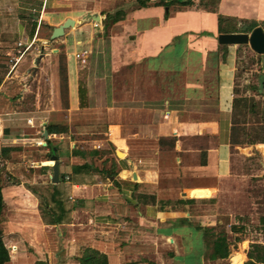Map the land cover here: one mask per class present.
Instances as JSON below:
<instances>
[{
  "label": "crops",
  "instance_id": "1",
  "mask_svg": "<svg viewBox=\"0 0 264 264\" xmlns=\"http://www.w3.org/2000/svg\"><path fill=\"white\" fill-rule=\"evenodd\" d=\"M7 1L21 0H0L2 50L18 40H41L44 48L47 41L37 32L42 22L53 28L72 18L76 27L65 61L64 105L57 63L47 76L52 95L44 100L39 87L26 83V104L23 96L9 97L12 75L0 83V166L18 178L2 194L13 209H27L4 226L5 264H79L86 247L106 254L108 264H172L181 257L183 264H205L202 234L187 223L193 224L194 204L179 200L215 199L233 175L237 153L250 156L262 147L264 162V142H250L241 120L247 96L256 95L235 88V50L249 45L221 47L219 17L236 19L237 27L246 21L262 26L264 0H216L209 8L199 0H40L31 9L35 15L15 14V26L2 10ZM119 9L123 18L104 28L106 13ZM55 41L71 46L66 36ZM83 51L91 61L87 106L80 107L75 54ZM32 62L35 79L45 66ZM47 126L67 129L48 133ZM52 155L57 182L51 181ZM40 184L47 196L36 188ZM54 188L64 202L58 223L48 215V208L60 210L51 200ZM225 231L230 241L232 231ZM262 240L232 245L229 264L233 257L243 264L250 243Z\"/></svg>",
  "mask_w": 264,
  "mask_h": 264
},
{
  "label": "rangeland",
  "instance_id": "2",
  "mask_svg": "<svg viewBox=\"0 0 264 264\" xmlns=\"http://www.w3.org/2000/svg\"><path fill=\"white\" fill-rule=\"evenodd\" d=\"M39 4L40 0H21L18 3L7 1L4 3V6H2V10L6 11L8 17H12L9 20L15 26L17 22L15 14L17 15L21 12L23 17L28 14L35 15L36 12H32L31 9H38ZM59 17H61V14ZM75 27L76 26L74 25L66 28L67 31H71L68 36L63 34L60 37L54 38V40H50L49 35L52 32V28L46 26L44 22L40 24V28L37 31L38 37L45 39L47 45L44 48H41L39 44L41 40H36L34 46L24 54L15 71L9 75L14 77L8 80L10 88H8L6 93H8L9 97L12 96L13 99L16 100V96H23L21 101L26 104L29 100L30 93L28 92L25 94V92L22 91L23 83L33 85L34 89L39 87L41 100L52 95L49 93L50 87L47 82V76L50 74L53 64L57 63L62 66L65 65V61H67V52L73 50V45L71 44L74 41L72 31H74ZM261 27L264 30V25ZM65 36L67 37L69 44H71L69 49H65L63 44L55 41L56 39H61ZM14 46L13 42L5 50H2V48L0 49V81H2L8 73V61L14 52ZM79 50L80 48L78 51ZM235 55L236 61H239L235 80L236 90H249L251 94L256 95L247 96V99H249L250 102L246 107L242 108L244 115H242L241 120L243 123H246L244 127H246V133H248L247 139L252 137L256 138L257 136L264 137V109H262V107H264V80L263 87L261 91H259L260 77H264V54L259 56L247 46H238L235 50ZM70 57L71 61L76 60L74 56ZM32 61H44L43 66H45V69H43L35 79H33L32 69H28L29 65L33 63ZM77 61L80 60L78 59ZM89 61H91V53L88 54L84 66L79 63V67H84L87 73L89 71ZM35 65L38 66V63H35ZM59 77L62 88L63 73H61L60 69ZM252 85L258 86V89L255 90L251 88ZM64 100L65 99L62 98L61 105L65 104ZM261 151L262 147L260 148V152L253 149L250 156H245L241 153L233 155L237 158L233 169V175L227 180L218 196L214 200L198 201L191 206L193 208L192 212L194 213V216L192 217L194 219V225H218V228L228 230V232L232 231L231 234H229L231 235L229 241L231 248H233L232 245H234L235 249L246 245V243L242 245L246 238L257 240L260 235H262V238L264 237L263 225L259 221V217L264 215V172L262 171L264 170V162L262 161ZM1 174L3 186L12 185L18 180L17 176L9 173L5 168ZM36 188L40 193H43V196L48 195V189L44 187L43 184H40ZM8 197L6 202V220L2 223L3 231L6 223L10 218L15 217L17 212L27 211V209H13V204L9 202L10 196L8 195ZM209 222L213 224H207ZM231 225L241 228L238 231H233L231 230ZM193 238L196 239V236ZM233 238H235V241H233ZM193 243L194 242L191 244ZM184 256H186V253L183 254V257ZM240 257L242 258V255H240ZM203 260L205 261V264H224L226 261L219 260L218 263H213L210 262V260H206L204 256ZM228 260L230 261V259H227V261ZM183 263L185 262L181 257V259H178L172 264Z\"/></svg>",
  "mask_w": 264,
  "mask_h": 264
},
{
  "label": "trees",
  "instance_id": "3",
  "mask_svg": "<svg viewBox=\"0 0 264 264\" xmlns=\"http://www.w3.org/2000/svg\"><path fill=\"white\" fill-rule=\"evenodd\" d=\"M181 5H187L191 1L190 0H176ZM199 4L205 7H208L211 5L213 6L216 2V0H199ZM137 3L139 5L146 4V0H137ZM162 4L168 5L169 2L162 1ZM124 13L122 10H117L114 12H108L106 13L105 17L103 18V26L104 28H107L112 23L120 20L123 18ZM24 16L23 18H25ZM31 17H28L30 20ZM237 20L231 17H219V31L220 32H250L254 27L258 26L257 22L253 21H246L243 24H241L239 27L236 26ZM36 23L33 21V26L30 32V35L32 36L35 31ZM221 47L227 48V45L223 44L220 45ZM227 52V50H226ZM261 56V54H258ZM60 71L63 73V87L61 90L62 98H64L65 103L67 102V75H66V67L65 65H60ZM86 69L84 67H79L78 70V96H79V106L85 107L87 106V103L84 101V94L86 92ZM260 76V75H259ZM1 82V81H0ZM251 88L257 90L258 86H251ZM264 109V107H262ZM235 124L236 121H233ZM65 127H54V126H47L48 133L51 132H61L66 130ZM250 142H264V137L257 136L256 138L252 137ZM49 145V152L48 156H50L53 153V146ZM7 148H2L1 152H6ZM4 168L0 166V264H5V262L9 261L10 255L9 250L6 247L3 237H4V231L2 227V223L6 220V202L4 200L3 194H2V187H3V180H2V171ZM52 186L55 187V184H52ZM60 193L59 191L54 188L53 192L51 193V200L55 203V206L57 209L60 208L59 213L53 209L52 207L48 208V215L50 217V222L52 223H58L61 222V211L64 207V202L61 201L60 198H57ZM214 200V199H211ZM180 203L182 204H194L196 202L195 199H180ZM47 203V202H45ZM45 206V205H44ZM46 207V206H45ZM259 221L263 225V232H264V215H261L259 217ZM187 222V221H186ZM189 225L194 226L195 230H198L202 234V244H203V256L206 260H226L224 264H229V261L227 259L229 258L231 254V247L230 243L227 239V233L224 229L218 228V225H193L191 222H187ZM241 228V227H240ZM240 228L236 227L235 225H231V230L238 231ZM233 264H237L236 257L232 258ZM79 264H108V259L106 254L100 252L99 250H96L91 247H86L81 256L78 257ZM243 264H264V237L261 242L254 241L250 243L249 248L247 250V259L244 261Z\"/></svg>",
  "mask_w": 264,
  "mask_h": 264
},
{
  "label": "water",
  "instance_id": "4",
  "mask_svg": "<svg viewBox=\"0 0 264 264\" xmlns=\"http://www.w3.org/2000/svg\"><path fill=\"white\" fill-rule=\"evenodd\" d=\"M93 20H98L94 18ZM75 20L72 18L65 19L61 24L54 26L50 35L51 39L60 37L64 34V30L68 27L74 26ZM217 41L220 44L226 45H249V47L258 54H264V30L261 26L254 27L250 32H221L217 35ZM264 77H260L259 91L263 87ZM47 131L44 130L46 137ZM53 160L51 181H58V158L56 155L51 156Z\"/></svg>",
  "mask_w": 264,
  "mask_h": 264
},
{
  "label": "built area",
  "instance_id": "5",
  "mask_svg": "<svg viewBox=\"0 0 264 264\" xmlns=\"http://www.w3.org/2000/svg\"><path fill=\"white\" fill-rule=\"evenodd\" d=\"M94 25H98V23L95 21ZM34 41L33 40H18L15 43L14 46V52L11 55V57L9 58L8 61V75H10L13 71H15L18 63L20 62V60L22 59V57L24 56V54L33 47ZM76 58L80 59L81 63H85L86 62V52H77L75 54ZM28 122L30 123L31 120L29 119ZM9 249L11 252H14L16 250V245L15 244H10L9 245Z\"/></svg>",
  "mask_w": 264,
  "mask_h": 264
}]
</instances>
